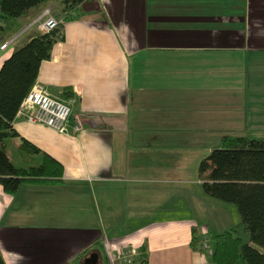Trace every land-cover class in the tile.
Returning <instances> with one entry per match:
<instances>
[{
	"label": "crops",
	"instance_id": "1",
	"mask_svg": "<svg viewBox=\"0 0 264 264\" xmlns=\"http://www.w3.org/2000/svg\"><path fill=\"white\" fill-rule=\"evenodd\" d=\"M54 2L17 18L0 67ZM78 12L36 83L60 99L71 88L83 129L15 117L63 173L13 195L0 186L4 263L109 264L108 252L144 248L147 264H213L191 230L211 237L235 209L203 194L198 165L218 129L264 137V0H84Z\"/></svg>",
	"mask_w": 264,
	"mask_h": 264
},
{
	"label": "trees",
	"instance_id": "2",
	"mask_svg": "<svg viewBox=\"0 0 264 264\" xmlns=\"http://www.w3.org/2000/svg\"><path fill=\"white\" fill-rule=\"evenodd\" d=\"M58 1L56 29L36 30L15 48L0 67V186L15 194L23 183L57 181L63 166L55 158L19 136L13 127L18 106L37 81L40 64L51 57L54 44L63 39L64 24L79 18L78 6L84 0H0V41L9 38L17 18L40 5ZM62 100L75 98L71 88H63ZM19 137L17 148L25 166L14 165L7 154L9 141ZM198 173L205 195L231 205L239 216L237 225L211 236L213 264H264V139L226 134L219 146L200 160ZM248 241H243L239 229ZM200 236L191 230V246L201 251ZM131 264H147L144 248ZM0 264H5L0 253Z\"/></svg>",
	"mask_w": 264,
	"mask_h": 264
},
{
	"label": "built area",
	"instance_id": "3",
	"mask_svg": "<svg viewBox=\"0 0 264 264\" xmlns=\"http://www.w3.org/2000/svg\"><path fill=\"white\" fill-rule=\"evenodd\" d=\"M41 16H46L40 20ZM31 22L41 32H49L58 26V20L51 13V8H45L42 15ZM16 118L31 124H40L62 133H77L83 129V121L79 115H71V107L67 101L49 95L39 84L35 83L20 102ZM208 230L202 227L200 231L199 247L211 254L212 248L208 238ZM136 250L121 251L117 254L108 252L109 264H131L138 257Z\"/></svg>",
	"mask_w": 264,
	"mask_h": 264
},
{
	"label": "rangeland",
	"instance_id": "4",
	"mask_svg": "<svg viewBox=\"0 0 264 264\" xmlns=\"http://www.w3.org/2000/svg\"><path fill=\"white\" fill-rule=\"evenodd\" d=\"M54 3H55V6H54V8H51V13L52 14H57V13H59V10H60L59 9V2L55 1ZM55 98H57V97H55ZM239 131H241L239 128L238 129H233L232 128V129H228V130H220V129H218V131L215 134H211L210 135V140H212L214 142V145H216V147H217V146H219L218 144L220 142V138L224 134H230V135L247 134L250 137H256V138L264 139V137H259V136H257V134L245 133V132H243V130L241 132H239ZM7 154H8V157H9L10 161L14 165H16V166H22L23 165V163L20 160V157L18 156L17 147L14 144V140H11V142L9 143ZM201 190H202V188H201ZM202 192H203V190H202ZM203 194H205V193L203 192ZM209 198H212V197H209ZM214 200H216V199H214ZM210 208H212V205L210 203H208L207 209H210ZM238 222H239V216L236 213V211L233 210L232 214L230 213V215H229L228 224H226V226H224V228L223 227L219 228V226H216L214 223L210 222L211 225H212L211 232H212V234L219 233L218 231L221 232V231H223V229L225 230V229H228V228H230L232 226H235V225H237ZM239 234H240V236H241L243 241H245V242L248 241L247 235L244 232V229L242 227L239 229ZM207 236H209V235H207ZM208 238H209V240H212V238L210 236Z\"/></svg>",
	"mask_w": 264,
	"mask_h": 264
}]
</instances>
